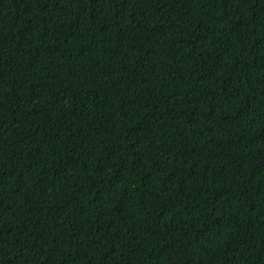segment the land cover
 Masks as SVG:
<instances>
[{"label":"trees","instance_id":"obj_1","mask_svg":"<svg viewBox=\"0 0 264 264\" xmlns=\"http://www.w3.org/2000/svg\"><path fill=\"white\" fill-rule=\"evenodd\" d=\"M0 264H264V0H0Z\"/></svg>","mask_w":264,"mask_h":264}]
</instances>
